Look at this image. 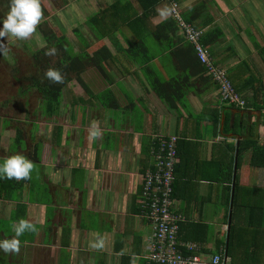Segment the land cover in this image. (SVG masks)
<instances>
[{"label": "crops", "instance_id": "1", "mask_svg": "<svg viewBox=\"0 0 264 264\" xmlns=\"http://www.w3.org/2000/svg\"><path fill=\"white\" fill-rule=\"evenodd\" d=\"M198 1L182 0L179 4L184 12ZM112 3L106 1L103 8L91 9L94 12H90L82 22V27L87 28L91 36L88 20ZM257 3L251 0L247 4H253L254 8L245 7L247 4L240 8L238 0H213L208 12L215 18L214 25L223 30L224 37L207 48L215 63L226 69L229 75L230 70L234 71L245 61L264 82V44L252 45L260 35L258 37L256 32L253 35L250 30V24L254 23L260 26L264 34V23L260 22L264 17V4L260 2V6H256ZM134 6L140 10L137 3ZM217 11L222 17L228 15L224 18L225 22H220ZM170 16V8L163 2L156 8L147 30L158 27ZM171 37L173 44L185 39L180 28L171 33ZM89 41L97 42L93 36ZM112 41L119 47L127 48L137 39L123 28ZM145 41L157 55L153 64L159 74L168 78L179 72L173 56L163 53L161 42L152 38ZM105 43L116 53L109 40H105ZM117 53L121 60L127 59L126 54ZM111 65L112 71H108L109 66L104 71L88 68L97 72L101 86L93 89L95 83H91L93 86L86 83L96 95L111 90L120 105L119 109L111 110L123 111L124 119L109 117L110 109H105L95 98H85L89 102L80 103L69 117L60 114L51 120L45 119L43 124L48 129L43 131L41 161L33 163L43 168L41 180L35 181L34 175L30 174L31 181L21 189L14 182L5 184L0 181V239L13 238V225L20 219L36 226L35 232H25L18 238L21 241L19 253L0 252V264H146V240L152 228L140 210L142 169L145 165H154L155 142L162 136H178L181 142L185 141L179 145L180 169L177 173L183 190L179 192L181 198L174 204L175 211L189 222L210 225L212 236L207 244L209 249H215L218 236L225 238L228 208L223 179L228 161L235 156L234 153L230 154V148L244 138L240 132L248 133L254 123L263 128L264 108L249 104L253 97L250 89H246L242 95L249 104L246 108L237 109L221 104L219 87L208 73L196 83L198 94L192 91L179 104L178 112L170 111L154 92L144 90L135 76L124 68L118 69L119 65ZM138 67L136 65L134 69ZM86 72L82 74L83 79ZM235 72L233 76L239 82L251 77L247 71ZM244 85L251 86L249 82ZM79 88L83 89L81 86ZM261 106L264 107V102ZM217 107L224 109L221 110V125L215 131L211 120L214 116L212 109ZM82 110L84 119L78 116L76 120V115ZM138 112L142 117V129L135 125ZM243 118L247 123L245 129ZM193 119L202 121L200 127ZM54 126L62 128L58 137L53 134ZM225 126L229 131H224ZM184 129L187 137L182 138ZM93 132H98V135L93 136ZM11 133L15 139L14 132ZM258 142L264 144V135L260 136ZM5 148L2 137L0 162L10 157L11 151ZM248 157L249 153L245 155L242 178L246 185L262 189L264 168L247 170ZM78 175L83 178L82 184H77ZM215 179H221L224 184H214ZM186 186L191 188V192H184ZM195 193L199 194V202ZM186 197L189 198L188 207ZM245 202L255 203L252 194L246 197ZM260 202L262 199H258ZM248 219L246 211L238 214V220ZM124 256L130 259H123Z\"/></svg>", "mask_w": 264, "mask_h": 264}, {"label": "trees", "instance_id": "2", "mask_svg": "<svg viewBox=\"0 0 264 264\" xmlns=\"http://www.w3.org/2000/svg\"><path fill=\"white\" fill-rule=\"evenodd\" d=\"M175 1L180 3L182 0ZM163 2V0H115L108 8L88 20L92 36L97 41L96 44L91 43L79 29L75 30V35L80 45L78 52H76V49L64 35H59L54 29L48 27L47 20L39 24V31L45 42V46L41 49L34 50L32 44L26 42V40L13 41L11 39L8 40L10 42L6 41V52L13 54L11 51L13 47L16 50H22L25 56L32 58L34 72L27 78L29 82L28 86L21 88L20 92L30 93V90H34L40 95L42 103L39 105L41 107L37 106L36 109L33 108L34 110L28 109L25 111L26 117L24 118L8 117V119L0 115V132H2L0 134V145L2 137L10 132H14L15 139L13 141L15 140V143L19 146L18 149L21 148V142L26 141L28 150L25 156L33 163L40 162L42 148L39 143L43 141V138L35 136L36 130L34 128L36 125L39 126L40 116L46 118V120H51L59 115L62 101L65 98V89L70 84L71 86L75 84L80 85L88 98H90L89 100L95 98L105 109H119L120 105L111 90L96 95L84 81L82 74L90 67L104 71L105 67L109 66L108 71H112L111 64L119 65L118 69L124 68L130 75L135 76L141 82L142 88L146 91L151 90L154 92L170 111L178 112L179 104H182L192 91L198 94V89H195L196 83H199L203 79V76L208 74V69L199 60L195 47L187 42L186 39H180L173 44L171 33L177 32L179 25L172 15L165 19L158 27L149 31L147 30L149 21L156 14V8ZM40 3L43 16H48L49 13L44 7V3L42 4L41 0ZM134 3L138 4L140 10L135 9ZM212 6L213 0H199L195 5L183 12V18L186 22L204 31L202 44L205 47H209L215 41L224 37L223 30L214 25L215 18L208 12ZM8 11L9 0H0V18H3ZM123 28H126L137 39L134 44H130L127 48L119 47V45L112 41L122 32ZM148 38L156 39L162 43L163 53L167 52L173 56L175 66L179 71L178 73L171 74L170 77L165 78L157 72L153 64L157 55L152 52L150 46L145 41ZM105 40H109L112 43V46L116 49V53L106 45ZM52 47L57 49V54L55 56H46L45 52ZM117 52L126 54L127 59L125 61L121 60V56L116 55L118 54ZM142 55L145 56L144 59ZM18 61L23 62L21 58L17 57L16 62L18 63ZM16 62L15 64H17ZM136 65L140 67L134 69ZM215 65L218 66L217 63ZM49 68L57 69L61 72L63 77L62 83H52L45 78L44 73ZM235 71L244 73L247 71L251 77L245 79V82H249L251 86L246 87L248 83L244 85V81L239 82L235 79L233 76V73H236ZM252 71L248 63L244 61L234 71L230 70L231 74L229 78L239 94L243 95L246 89L252 90V103L249 104H254L256 107L263 109L264 107L261 105L264 102V82L261 77L256 76ZM1 79L2 74H0V81ZM106 79L114 81L111 77H106ZM63 95L64 98L62 100ZM70 95V106L73 110L80 103L89 102L85 97L78 96L72 89H70ZM221 110L218 107L217 109H212L214 116L211 121L215 127V131L221 125ZM3 119L4 121L8 119L7 121L10 122L6 128H1ZM193 120H195L196 126L200 127L202 121L199 119ZM243 124V128L245 129L247 127L246 118H243ZM53 129V134L58 137L62 128L54 126ZM185 129L181 132L182 138L187 137ZM224 131H229V128L225 126ZM240 133L244 135V138L235 147L230 148V154L234 153L235 156L228 161V166L225 170L226 177L223 179V182L226 184L224 195L228 208V214L226 215L227 225H229L231 220V226L225 238L222 239L221 236H218L215 242V249H209L207 244L211 242L210 236H212L210 225L202 222H189L187 220L180 223L179 238L202 245L206 253H213L224 247L232 258V264H264V188L246 185L241 175L245 155L248 153L249 165L246 168L247 170L264 168V144L258 142L260 136L264 135V126L262 128L259 124L254 123L249 127L248 133L245 131ZM179 138L177 150L178 157L180 158L179 145L185 141L181 142ZM159 149L160 141H157L155 142L154 152ZM178 164L176 165L173 183L172 197L174 204L181 198L179 192L183 190L181 188V179L177 173L180 169ZM156 165L155 161L152 167H146V165L143 167V183L146 172L148 170L155 171ZM0 181L5 184L14 182V185H17L21 189L31 181V177L28 180L22 181L14 179ZM223 182L221 179H217V181L215 179L214 184ZM184 192H191V188L186 186ZM251 194L255 199L254 204L245 202L246 197H249ZM194 195L199 202V194L195 193ZM185 199L188 207L189 198L186 197ZM258 199H262V202L258 203ZM140 210L143 212V207H140ZM243 210L249 215L247 221L238 220V214ZM123 259L129 260L130 258L124 256Z\"/></svg>", "mask_w": 264, "mask_h": 264}, {"label": "built area", "instance_id": "3", "mask_svg": "<svg viewBox=\"0 0 264 264\" xmlns=\"http://www.w3.org/2000/svg\"><path fill=\"white\" fill-rule=\"evenodd\" d=\"M163 1L169 5L171 15L185 39L195 47L199 60L219 85L221 104L246 108L247 100L235 90L227 70L215 65L209 49L202 44L204 31L184 20L177 1ZM159 141L160 149L154 152L156 170L146 172L141 200V207L144 209L142 215L152 228L146 240V264H232V258L224 247L219 251L206 253L202 245L179 238L180 223L185 218L175 211L172 197L175 169L180 162L178 137L162 136Z\"/></svg>", "mask_w": 264, "mask_h": 264}, {"label": "rangeland", "instance_id": "4", "mask_svg": "<svg viewBox=\"0 0 264 264\" xmlns=\"http://www.w3.org/2000/svg\"><path fill=\"white\" fill-rule=\"evenodd\" d=\"M42 4L44 3V7L48 11V16H43L41 19L42 23L43 21L47 20L48 21V27L51 29H54V31L59 34V35H64L69 41L70 44L76 49L79 50V45H78V38L75 35V30L80 29V31L83 32L84 36L89 38L91 40V35L90 31L87 28L82 27V22L86 19V17L89 15V13H93L94 11L99 8H103L106 5V1L108 3H112L114 0H41ZM239 4L241 7L245 6L248 1L251 0H238ZM258 3L256 6H260V2L264 4V0H256ZM195 5V3H193ZM192 6V5H191ZM245 7H253V4H247ZM180 9L183 12L182 6H180ZM246 10V9H244ZM218 17H220V22L223 23L224 18L228 17V15L222 17L219 12ZM217 13L215 12V15L217 16ZM249 16V13L246 14ZM261 23H264V17L260 20ZM253 29L255 31H253ZM250 30H252V34L254 35V32L257 33V36L260 38L259 40L252 42V45L258 46L264 44V34L261 31V28L259 25H256L254 23L250 24ZM11 40V39H9ZM8 41V40H7ZM14 41V40H13ZM16 41V40H15ZM10 42V41H8ZM26 42L32 44L33 49H41L42 47L45 46V42L42 39V34L39 31V25L37 26V31L29 38L26 40ZM231 43L235 44V41H232ZM12 53L4 51L3 55H0V74H2V79L0 81V115L2 117L6 118H24L26 117V112L28 109L34 110L33 108H37L42 101L40 98V95L34 91L30 90V93H21L20 90L21 88H25L28 86L29 82L27 78L33 74L34 69L32 66V58L29 56H25L23 54L22 50H16V48L11 49ZM16 56V57H15ZM15 57V58H14ZM17 57L21 58L23 62L17 61ZM27 58V59H26ZM15 62L17 64H15ZM173 71L174 68H173ZM174 74V73H173ZM84 81L89 83L90 86H93L91 83H95V86H93V89H95L96 86H101L100 85V77L97 74L96 71L94 70H88L86 74L84 75ZM77 84L71 86L68 85L67 88L65 89V98L64 95L62 96V106L59 112V115L61 116H67L69 117L73 113V108L70 106V89H72L77 95H84L85 98H88L86 93L84 92L83 89L79 88ZM119 87H123L122 84L119 85ZM130 95L132 94L131 91H129ZM41 107V106H39ZM109 114H111L109 117H115V119H124L125 113L123 111H114L110 110ZM80 116V119H84V111L78 113L76 115V120ZM135 119V125L137 126L138 129H142V117L141 114L138 112L136 115ZM8 118V119H9ZM7 119V120H8ZM40 124L39 126L36 125L34 130L35 136L43 138V131L46 132L48 127L43 124L45 123L44 117L39 118ZM4 119L1 122V128L4 127L6 128L10 122ZM44 132V133H45ZM2 132H0L1 134ZM13 133L6 134L4 136V141L6 144V151H11L10 156L12 155H22L25 156L27 154V143L26 141L21 142V145L18 149L17 143H15V140L13 141ZM59 135V134H58ZM44 140V139H43ZM115 144V142H114ZM40 147L42 148L44 146L43 141L39 143ZM116 145V144H115ZM1 149V145H0ZM1 151V150H0ZM2 152V151H1ZM42 170L43 168L38 165L34 164V168L31 172L32 175H34V180L39 181L41 180L42 176ZM83 178H81L80 175L77 176V184H82ZM83 185H80L82 187ZM98 224H96L97 226ZM216 235V234H215Z\"/></svg>", "mask_w": 264, "mask_h": 264}, {"label": "clouds", "instance_id": "5", "mask_svg": "<svg viewBox=\"0 0 264 264\" xmlns=\"http://www.w3.org/2000/svg\"><path fill=\"white\" fill-rule=\"evenodd\" d=\"M42 17L43 12L41 9L40 0H9V11L3 18H0V55H3L4 51L6 50L7 40L12 39L24 41L29 39L37 31V26L40 24ZM56 54L57 49L55 47L49 48L45 52L46 56H55ZM44 76L52 83L63 82L62 74L57 69L49 68L44 73ZM215 84L219 87L216 82ZM92 135L96 136L98 135V132H93ZM33 168L34 164L31 160L22 155H12L4 159L3 162H0V180H28L30 179V174ZM13 231L15 233L13 238L0 239V252H3L4 254L19 253L21 241L18 238L23 236L25 232H35L36 226L25 219H20L17 224L13 225Z\"/></svg>", "mask_w": 264, "mask_h": 264}, {"label": "water", "instance_id": "6", "mask_svg": "<svg viewBox=\"0 0 264 264\" xmlns=\"http://www.w3.org/2000/svg\"><path fill=\"white\" fill-rule=\"evenodd\" d=\"M230 226H231V220H230V222H229L228 229L230 228Z\"/></svg>", "mask_w": 264, "mask_h": 264}]
</instances>
